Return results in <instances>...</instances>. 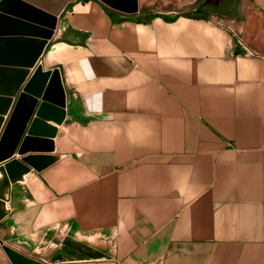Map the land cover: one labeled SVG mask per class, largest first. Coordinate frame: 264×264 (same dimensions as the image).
Segmentation results:
<instances>
[{"label":"crops","instance_id":"0c3cea01","mask_svg":"<svg viewBox=\"0 0 264 264\" xmlns=\"http://www.w3.org/2000/svg\"><path fill=\"white\" fill-rule=\"evenodd\" d=\"M130 5L63 12L41 63L61 72L66 118L44 120L55 136L35 134L43 142L21 154L38 98L0 162V264L3 245L45 264H264V0ZM13 159L28 171L7 187Z\"/></svg>","mask_w":264,"mask_h":264},{"label":"water","instance_id":"95a60500","mask_svg":"<svg viewBox=\"0 0 264 264\" xmlns=\"http://www.w3.org/2000/svg\"><path fill=\"white\" fill-rule=\"evenodd\" d=\"M74 0H0V45L11 47L15 44L25 45V53L15 59L11 54L4 55L0 50V73H8L7 85L0 87V100L4 101L0 109V131L5 123L4 115L8 114L12 108L15 97L23 87L24 82L30 74V69L35 71L23 87V92L19 94L12 114L7 121L6 127L0 139V162L15 154L16 145L19 143L26 125L31 121L32 111L36 107L38 98L43 101L38 110L37 117L31 122L29 137L20 149L21 154L28 152L29 143L43 142L42 139L33 138L37 133L46 132L52 137L55 136L57 128L50 126L44 120L53 118L57 124H62L66 118V90L62 81L61 72L58 68L54 70H44L41 63L49 45L54 40L55 31L60 22L61 16L67 6ZM132 5L128 8L131 12L137 10V0H131ZM33 96V98H32ZM29 99L31 106L27 113L20 118L19 128L17 130L16 142L3 152L5 137L13 132V124L19 118L21 113V103L23 99ZM42 158L36 155H30L24 158L29 164H39ZM21 164L13 159L6 163L4 169L5 184L7 187L11 183L20 179L24 172H19ZM3 170V168L1 169ZM3 198L0 192V200ZM3 217L0 212V220ZM2 242V241H0ZM10 264H45L40 260L31 258L21 252L3 245Z\"/></svg>","mask_w":264,"mask_h":264},{"label":"rangeland","instance_id":"374dc122","mask_svg":"<svg viewBox=\"0 0 264 264\" xmlns=\"http://www.w3.org/2000/svg\"><path fill=\"white\" fill-rule=\"evenodd\" d=\"M204 1H206V0H204ZM168 2H169V0H168ZM57 246H55V245H53V246H51L50 248H51V250H53V249H55ZM49 250V248L47 249V251ZM44 250H43V248H40V250H39V252H43ZM49 253V251L47 252V254Z\"/></svg>","mask_w":264,"mask_h":264}]
</instances>
